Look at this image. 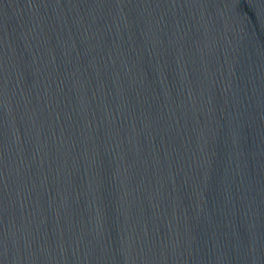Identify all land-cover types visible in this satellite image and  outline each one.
Masks as SVG:
<instances>
[{"label": "water", "instance_id": "95a60500", "mask_svg": "<svg viewBox=\"0 0 264 264\" xmlns=\"http://www.w3.org/2000/svg\"><path fill=\"white\" fill-rule=\"evenodd\" d=\"M0 264H264V0H0Z\"/></svg>", "mask_w": 264, "mask_h": 264}]
</instances>
